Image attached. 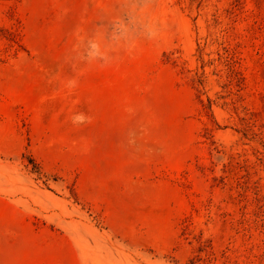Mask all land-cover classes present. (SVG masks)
Wrapping results in <instances>:
<instances>
[{
  "label": "rangeland",
  "instance_id": "374dc122",
  "mask_svg": "<svg viewBox=\"0 0 264 264\" xmlns=\"http://www.w3.org/2000/svg\"><path fill=\"white\" fill-rule=\"evenodd\" d=\"M0 264H264V0H0Z\"/></svg>",
  "mask_w": 264,
  "mask_h": 264
}]
</instances>
